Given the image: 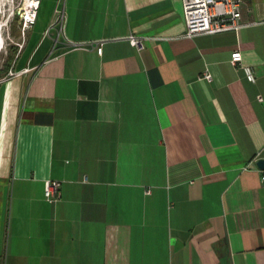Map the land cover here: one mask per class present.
I'll return each mask as SVG.
<instances>
[{
    "label": "crops",
    "instance_id": "obj_1",
    "mask_svg": "<svg viewBox=\"0 0 264 264\" xmlns=\"http://www.w3.org/2000/svg\"><path fill=\"white\" fill-rule=\"evenodd\" d=\"M182 1L38 0L0 77L1 264H264V23L187 36Z\"/></svg>",
    "mask_w": 264,
    "mask_h": 264
},
{
    "label": "built area",
    "instance_id": "obj_2",
    "mask_svg": "<svg viewBox=\"0 0 264 264\" xmlns=\"http://www.w3.org/2000/svg\"><path fill=\"white\" fill-rule=\"evenodd\" d=\"M248 0H183V14L185 19L187 36L200 34H216L227 31H237L244 26L262 24L264 20H247L244 18V11L250 10L247 5ZM38 6V4H37ZM36 6V8H37ZM35 8V10H36ZM35 21L25 16L24 25L32 24ZM126 39L137 50L145 48V38L135 33H129ZM102 52V46L98 47ZM242 52L237 49L231 54V62L237 65L242 60ZM245 71L249 80H255V75L251 67L245 66ZM210 73L200 76V79H211ZM264 179V177H263ZM45 199L49 202H56L61 197V181L57 179H47L44 188Z\"/></svg>",
    "mask_w": 264,
    "mask_h": 264
},
{
    "label": "rangeland",
    "instance_id": "obj_3",
    "mask_svg": "<svg viewBox=\"0 0 264 264\" xmlns=\"http://www.w3.org/2000/svg\"><path fill=\"white\" fill-rule=\"evenodd\" d=\"M3 6L2 11L0 12V22L2 23V41L3 45L0 50V77H2L5 72H7V65L9 61L13 58L14 55V46H17L15 42L19 43L20 39H24L25 30H24V19L27 17L26 12V0H2ZM47 7L45 3L40 9V18L41 14L45 13ZM28 25V24H27ZM41 19L35 25V28L41 26ZM21 37V38H20ZM18 47V46H17ZM4 190H7V198L10 200L12 194V183L11 184H0ZM10 204V203H9ZM2 205L0 201V221L2 220ZM2 237V232L0 231V238ZM1 248V247H0ZM2 248L0 249V252ZM1 264V257H0Z\"/></svg>",
    "mask_w": 264,
    "mask_h": 264
},
{
    "label": "bare ground",
    "instance_id": "obj_4",
    "mask_svg": "<svg viewBox=\"0 0 264 264\" xmlns=\"http://www.w3.org/2000/svg\"><path fill=\"white\" fill-rule=\"evenodd\" d=\"M38 4V0H26V12H27V18L33 19L35 16V8ZM2 6H3V2L2 0H0V12L2 11ZM2 23L0 22V50L2 48L3 45V41H2Z\"/></svg>",
    "mask_w": 264,
    "mask_h": 264
},
{
    "label": "water",
    "instance_id": "obj_5",
    "mask_svg": "<svg viewBox=\"0 0 264 264\" xmlns=\"http://www.w3.org/2000/svg\"><path fill=\"white\" fill-rule=\"evenodd\" d=\"M257 165L259 168L264 169V158H259L257 160Z\"/></svg>",
    "mask_w": 264,
    "mask_h": 264
},
{
    "label": "trees",
    "instance_id": "obj_6",
    "mask_svg": "<svg viewBox=\"0 0 264 264\" xmlns=\"http://www.w3.org/2000/svg\"><path fill=\"white\" fill-rule=\"evenodd\" d=\"M11 61H12V59H11ZM11 61H9V65H7V69L10 67V62H11Z\"/></svg>",
    "mask_w": 264,
    "mask_h": 264
}]
</instances>
